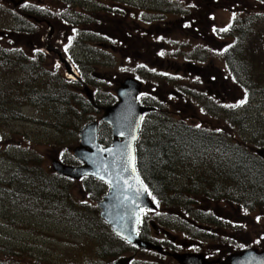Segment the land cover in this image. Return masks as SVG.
<instances>
[{
  "label": "rangeland",
  "instance_id": "374dc122",
  "mask_svg": "<svg viewBox=\"0 0 264 264\" xmlns=\"http://www.w3.org/2000/svg\"><path fill=\"white\" fill-rule=\"evenodd\" d=\"M73 1L78 2L73 3L67 10L62 0H49L48 12L41 11V7H43L41 0L40 2L33 1L35 14H33L32 22H29V24L32 23L33 36L28 40L24 37L22 43L18 42L17 54L19 57L15 59L18 66L24 64L25 61L32 64H29L26 69L30 75L26 77V72L16 66V69H12V71H0V264H94L97 262L98 253L102 251L103 246L111 248L110 239L107 237L104 240L101 235L104 233V229L100 230L102 228L97 225L80 223L75 221L74 217L70 218L71 216L66 217L63 210L54 215L35 214L32 216L25 215L28 209L22 207L24 214L21 213L19 205L23 204L22 200L20 196L17 199V195L13 192L17 184L14 183L13 188L7 186L10 176L15 171L27 178H32L31 174H33L37 179L44 180L48 175L54 174L51 164L56 160L67 166L77 167L73 151L79 145V132L92 121L100 123L103 113H92L93 116L87 113L89 115L87 122L78 126L79 130L76 134H68L63 131H76V124L71 122V126L65 128L64 122V128L60 129L62 123L60 115L55 116L51 112L49 103L40 104L32 100L26 104H18L22 91L16 90L13 85L2 86L20 81L21 84L28 86L25 91L42 94L48 91L53 93L55 91H52V87L57 90L60 86L69 83L73 84L70 90L76 98L72 101L83 98L87 102L88 98L83 92L84 86L81 87L82 82L76 80L75 76L67 77L65 67L60 62V58L64 60L68 57L62 54L58 41H62V44L65 43L66 37L72 34L70 27H74L72 28L74 33L79 36L77 43L73 46L76 60L81 61L86 56L93 57L91 68H86L87 62L80 65L84 71L82 73L88 77V88L94 96V101H97L98 104L102 103L108 95L114 94L118 80L125 79L124 74L136 73L140 67L149 66L153 69L156 66V68H160L159 73L155 75V79L150 81L155 88L153 93L150 92L154 101L159 99L164 102L166 97H169L168 87L177 89L178 86H181L185 91L193 92L195 90L196 93L208 95L219 101L224 107L237 109V117L241 116L243 120L242 124L237 122V125H233L232 131L236 132L234 136L237 139L245 141L246 147L255 153L256 150L264 148V95L255 94L251 102L241 103L240 90L226 77V64L223 56L225 39L222 38L234 23H240L239 20L244 17L245 13L255 12L256 8L264 10L263 6H259L251 0H175L176 7L170 5L172 0H162L163 8L165 7L167 10L171 6L176 11V13L170 12L165 16V19L170 18L168 22L172 20L168 24L171 31L161 34L162 37H167L165 41L167 40L168 43L162 45V37L161 41L154 42L155 39L151 35L144 36L139 33L151 30L147 23L135 22L131 29L128 22H125L124 31L134 34L136 31L141 37H144V39L142 38L144 42H139L132 48L130 46L135 40L128 41L129 47L120 44L117 46L122 49L119 51V55H113L110 59L108 46H115V43L108 39L112 35L106 28L108 26L99 25L104 16L98 15L100 20L97 16H92L94 19L89 18L99 7L108 8V4L104 3L105 0ZM107 2L113 3V5L116 3L122 5L137 3L139 5L135 6L133 10L142 11L143 15H146L145 18L149 20L153 17L150 16L151 13H146V9L161 7L158 2L154 1L153 4L151 0L148 3L146 0L139 2L137 0H107ZM183 13L186 15H182ZM8 16L11 18L8 9L5 6H0V31L7 33H9V26L5 24L11 22ZM181 17L185 18L180 19ZM13 21L12 19L11 27L14 26ZM20 22H22L21 27L24 30L27 25L26 20L23 18L22 21L18 20L15 24H20ZM46 22L49 24H45ZM1 24L5 27L4 30H2ZM121 31L123 32L122 27ZM118 37L120 41V36ZM9 42L10 39L3 41L0 38V50L14 49V43L12 42L10 45ZM254 42L256 43V40ZM161 47H163V51ZM50 49L57 52L50 51ZM123 51L125 53L121 54ZM199 52L204 55V60L197 63L193 54ZM261 54L262 56L258 51L254 52V60H261L264 66V51ZM154 57L159 59H155V64L152 63ZM113 63V66L107 67ZM163 74H167V77L162 78ZM256 75L260 77V74ZM65 79H67V83ZM149 86V84L144 85L141 90L145 89V93L149 94V90H147ZM11 87L15 90L9 97L10 105L3 107L1 103L7 98ZM196 106L195 102L192 106L189 101L175 104L173 108L178 114L176 123L182 122L180 120L184 118L183 122L186 124L201 125L209 131L231 129L228 116L224 118L222 114L220 118L213 115V117H209L206 116V113L200 112ZM56 108L62 109V112L58 114H64V104L59 107L55 106ZM9 111L21 113L22 120L4 119L5 113ZM100 128L98 125L97 131L101 132ZM249 136L252 137L249 138ZM34 155L37 157L35 161H33ZM16 161L25 162L27 166L17 168ZM83 184V182H69L68 180L61 181L60 187L65 193L71 196L74 193L80 197L78 191L80 186L83 190ZM87 184L92 185L90 182ZM22 196L25 200L29 198V196ZM40 196L38 188L30 194L32 201H37ZM80 198L78 201H83L89 208L87 212L78 209L79 214L81 213L89 222L93 217L92 209L96 207L98 210V202L90 201L86 196ZM58 205L59 202H52L53 209H57ZM38 207H40L38 210L46 212L49 210L43 208L42 205H38ZM217 211L221 216L223 215L222 219H227L232 225L230 230L220 231V234L225 237L234 236L232 239H228L233 240L235 245L222 247V257L235 254L236 249L238 252L240 249L246 250L252 246L258 251H264V215L257 211L241 212V215L235 214L231 211L228 212L225 207H218ZM143 221L147 224L146 230L150 229L147 232L149 240L155 241L157 245L161 246L164 256L158 258L153 252L140 250L145 253L137 251L134 257L132 256L133 264H176L170 260L171 254H179L183 251L193 252L186 248L193 242L187 232V229L190 230L193 225L189 224L185 227L188 219L177 209L164 208L155 213L145 212ZM149 221H152L151 223L157 227V231H153L149 227ZM165 243H170L169 245L173 246L172 248L176 252L166 248ZM208 247L217 248L212 246V242L203 241L202 246L197 244L199 250H205ZM197 252L199 253V251Z\"/></svg>",
  "mask_w": 264,
  "mask_h": 264
},
{
  "label": "trees",
  "instance_id": "16d2710c",
  "mask_svg": "<svg viewBox=\"0 0 264 264\" xmlns=\"http://www.w3.org/2000/svg\"><path fill=\"white\" fill-rule=\"evenodd\" d=\"M154 1L160 5L162 4V0H151L153 4ZM251 1L264 7V0ZM146 2L148 3L149 0H146ZM137 5L139 4H129L128 25L132 29L133 23L135 22L147 23L150 25L151 30L143 31L144 34L143 32L142 34L144 36L151 35L155 39L154 42H157L159 26H163V30H165V24H163L165 16L170 12L176 13L171 6L177 7V3H170L171 6L167 10L165 7L163 8V5L161 7H153L151 10L146 9V13H151L150 16L153 17L151 20L145 18L146 15L144 16L142 11L133 10ZM256 9L255 12L245 13L244 17L239 20L240 23H234L226 32L224 31L225 34L222 37L225 39V43H223V56L226 64V77L240 90V100L245 104L249 103V101L251 102L255 94L264 95V66L261 60H254V52L258 51L259 55L262 56L261 52L264 51V10ZM99 12H102L108 17L117 15L109 7L103 9L99 7L89 18L97 16L100 20L98 16ZM182 15H186V13ZM184 18L181 17L180 19ZM106 19L108 18L103 17L101 20L102 23L99 25L105 24L106 26L116 27L120 36L119 43H123L129 35H136L125 32V28L122 32V24L106 23ZM10 20L12 22V19ZM11 22L5 24L9 26V33L14 29V26L11 27ZM1 26L2 30H4L5 27H3V24ZM124 26L125 23H123ZM131 29L130 32H132ZM162 38V45L168 43L167 40L165 41L166 36ZM254 40H256L257 44ZM161 48L163 51V47ZM201 54V52L193 54L195 62L198 63L204 60V55ZM112 56L110 55V59ZM16 57L19 56L13 49L0 50V71H12V69L18 67L24 70L26 72L25 76L28 77L30 74L26 69L31 63H27L24 60V64L18 66L15 60ZM155 59L159 60L154 57L153 64H155ZM189 59L191 58L189 57ZM84 62L88 64L86 68H91L93 57L86 56L81 61L76 60L73 66L76 80L82 82L81 87L88 86V77L82 73L84 71H82L80 65ZM113 65L114 63L107 67ZM159 70L160 68H156V66L153 69L149 66H144V68L140 67L136 73L123 75L125 76L124 78L132 77L136 79L142 83L143 87L147 84L150 85L147 89L149 90V94H146L144 89L143 95L139 99L142 106L151 108L152 111L144 117L141 123L138 141L135 145L136 171L155 202L158 208L157 212L164 208H175L184 214L188 219V223L184 226L186 227L189 224L193 225V228L190 230L187 229L189 237L193 241L191 243L202 246L203 241L208 243L212 242V246L217 247L216 249L208 247L205 249L206 251L200 249L201 253L213 259L223 254L222 247L235 246L234 241L231 240L234 236L225 237L220 234V231L230 230L232 225L227 219L224 220L221 218L223 215L221 216L219 211H217L218 207H225L228 212L231 211L232 213L240 215L241 212L251 213L254 211L264 215V161L259 159L253 150H249L246 147L245 141L239 140L234 136L236 132L232 131L234 129L233 125H237V122L242 124L243 121L241 116L237 117L238 111L236 108L224 107L219 101L208 95L196 93L195 90L188 92L181 86H178L177 89L168 87L169 97H166L164 102L159 99L154 101V98L150 96V92L153 93L155 88L150 81L155 79V75L159 73ZM165 71L169 72L168 70ZM256 74H260V77H257ZM166 77L167 74L162 75V78ZM65 80L67 83V79ZM226 82L228 81L226 80ZM12 85L16 90L22 91V96L18 104H26L32 100L40 104L49 103L52 109L51 112L55 116L60 115V119L62 120L60 129L64 128V122L65 128H69L71 122L75 123L76 131H63L68 134H76L79 130L78 126L87 122L89 116L87 113L90 115L92 113L101 114L89 101L86 102L83 98L77 99L74 102L72 101L76 99L70 90L73 84L70 85L67 83L60 86L57 90L52 87V91L55 92L49 93L48 91L42 94L25 91L28 86L21 84L20 81H14L13 84L2 86ZM15 89L11 87L7 98L1 103V106L8 107L10 105L8 100H10L9 97ZM188 101L192 106L195 102L197 105L196 108L200 112H203V114L206 113V116H214L216 118H220L222 114L224 118L228 116V121L231 122L229 124L231 127L229 130L231 131H224L223 129V131H209L201 125L195 126V124L193 126L186 124L183 122L184 118L180 120L182 122L176 123L178 114L173 107L175 104L187 103ZM94 102L95 104L97 103L96 101ZM113 103L114 96L111 94L104 98L102 103L96 104V106L106 104L101 106L104 109L113 105ZM62 104L65 106L64 114H58L62 112V109H55V106L59 107ZM22 118L21 113H15L13 111L6 112L4 117V119L14 121L22 120ZM92 120L94 119L92 118ZM52 124L55 127L53 122ZM99 125L101 132L98 131V141L101 145L108 147L111 142L110 129L108 126ZM35 160H37V157L34 155L33 161ZM15 163L17 168L27 166L25 162L19 163L16 161ZM190 171L192 172L191 174ZM31 175L32 178H27L22 176L20 172L15 171L10 176L7 184L8 188H13L14 183L17 184L13 192L17 195V199L20 196L22 200L23 204L21 206L19 205L21 213L24 214L22 207L27 208L29 211H26L25 215L29 214L32 216L35 214L54 215L56 212L63 210L66 217L71 216L70 218L74 217L76 219L75 221L80 223L93 226L97 225V227L102 228L100 230L104 229V233L101 235L104 240L107 237L110 239L111 248L103 246L102 251L98 253L97 262L94 264H109L117 258L125 256L134 257L137 251L142 252L116 238L110 229L99 219V212L96 207L92 209L91 213L93 217H91V221L89 222L81 213L79 214V210L87 212L89 207L83 201H78V199L86 196L90 201L95 200L99 202L106 193V185L93 179H84L82 180L84 183L83 190L80 186V190L78 191L80 197L74 193L71 196L65 193L60 187V182L67 180L59 178L54 174L48 175L44 180H39L33 174ZM88 182L92 183V185L89 186L87 184ZM37 188L41 196L37 201H32L30 194ZM22 195L29 196L28 200H25ZM53 201L59 202L57 209L52 208ZM38 205H42L43 208H48L49 210L47 212L38 210L40 208ZM146 227L145 222H142L140 225V236L143 240L147 238L146 241L157 244L155 241L149 240L150 237L147 235V232L150 229L148 228L146 230ZM158 227L161 228L160 226ZM169 244L165 243V247L175 252V249L172 248L173 246L171 247ZM237 250L235 251L237 252ZM155 256L161 258L160 255L155 254ZM17 257L20 258V256Z\"/></svg>",
  "mask_w": 264,
  "mask_h": 264
},
{
  "label": "water",
  "instance_id": "95a60500",
  "mask_svg": "<svg viewBox=\"0 0 264 264\" xmlns=\"http://www.w3.org/2000/svg\"><path fill=\"white\" fill-rule=\"evenodd\" d=\"M22 1L18 0L14 5H19ZM50 51L57 52L53 49ZM60 62L65 67L66 76H73L69 62L61 58ZM141 88L142 84L135 79H124L115 92L117 102L103 110L101 122L111 128L110 146L103 148L98 143V124L91 122L79 132V145L73 151V157L81 165L72 167L56 160L51 167L57 176L71 181L91 178L107 185L106 194L97 204L100 220L114 236L127 244L142 251L162 254L161 246L144 241L138 236L142 211L157 210L135 168L134 145L140 122L143 115L151 111L150 108L141 107L137 101ZM83 92L92 101V93L87 86H84ZM256 155L264 161V148L256 150ZM150 227L157 231L153 223H150ZM170 258L177 264H264V252L258 253L255 249H246L215 261H208L201 254L175 253ZM132 259L120 258L110 264H130Z\"/></svg>",
  "mask_w": 264,
  "mask_h": 264
},
{
  "label": "flooded vegetation",
  "instance_id": "af4514ba",
  "mask_svg": "<svg viewBox=\"0 0 264 264\" xmlns=\"http://www.w3.org/2000/svg\"><path fill=\"white\" fill-rule=\"evenodd\" d=\"M17 1L18 0H0V6H5L8 9V11L10 12V16H11L10 19L14 20L13 21V23H14L13 31H11L10 33L0 31V38L3 41L10 39V42H9V43H11L10 45H12V42L14 43L13 44L14 45L13 50L15 51V53H17V51H18V49H17L18 42L22 43L24 37L28 40L29 37L33 36V34H32V23L29 24V22H32L33 14H35L33 11V1L32 0H23L19 5H14V3ZM41 1H42V6H43V7H41V11H43V12L47 11L48 12V5L47 4H49V0H41ZM62 1L64 2L65 9H67V10L71 7V5L73 3L78 2V1H73V0H62ZM137 1L139 2L140 0H137ZM34 2H40V0H37ZM104 3L108 4L109 9L115 11L116 12L115 14H117V15L108 17V16L104 15L102 12H99L98 15H101L102 17L104 16L105 18H108L105 20L106 23L122 24V28L124 29L126 24L123 27V23L128 21L129 4L128 5H122V4L116 3V5H113V3H108L107 0H105ZM67 10H65V11H67ZM23 18L26 20V24H27L25 26L24 30L21 27L22 22H20V24H15L18 20L22 21ZM71 19H73V17H71ZM169 20H170V18H166L165 21L163 22V24H165V30H163V26H159L158 31H157L158 39H161L162 33H167L170 31V27L168 26V24H170L172 22V20L170 22H168ZM45 24H49V22H46ZM72 28H74V27H70V29L72 30L71 31L72 34L70 36L66 37L65 43L62 44V41H58V42L60 44V49H61L62 54L66 55L68 57V59L70 58L69 61L73 64L72 66H74V62L76 61V58L74 57L73 46L77 43L79 36L74 33V29H72ZM106 28L109 29V32H111V34H112L108 39H111L115 43V46H111V47L108 46L109 51H110V55L119 54V51L122 49L117 48V46L120 44H124L125 47H127V46L129 47L128 41L135 40L130 46V48H132L133 46H137V43L144 42L142 40L143 37H141L139 35V33L142 34V32L138 31L139 33H137L135 31V34H136L135 36L129 35V37L126 38L123 43L122 42L119 43V41H118L119 37L117 38V36H119L117 28L114 26H108ZM144 32H143V34H144ZM31 51H33V50H31ZM123 53H125V51H123L121 54H123ZM41 54H43V53H41ZM121 80L122 79L118 80L117 83L119 84ZM139 99H140V97H139ZM114 102H115V99H114ZM139 102H140V100H139ZM96 104H98V102ZM96 104H95L94 100H93V102H91V105L95 109H97L98 112H101V114H102L103 107L96 106ZM186 248L188 250H193V252L192 251L191 252L183 251L179 254H198L194 245H192V246L188 245ZM180 249L187 250L184 248H180ZM199 253H200V251H199ZM161 256L163 257L164 255H161ZM207 257L209 258L210 256H207Z\"/></svg>",
  "mask_w": 264,
  "mask_h": 264
},
{
  "label": "snow or ice",
  "instance_id": "6c2138e0",
  "mask_svg": "<svg viewBox=\"0 0 264 264\" xmlns=\"http://www.w3.org/2000/svg\"><path fill=\"white\" fill-rule=\"evenodd\" d=\"M241 103H243V101Z\"/></svg>",
  "mask_w": 264,
  "mask_h": 264
}]
</instances>
